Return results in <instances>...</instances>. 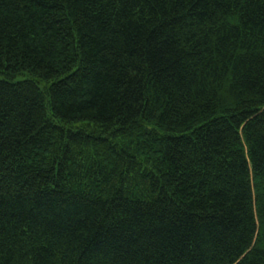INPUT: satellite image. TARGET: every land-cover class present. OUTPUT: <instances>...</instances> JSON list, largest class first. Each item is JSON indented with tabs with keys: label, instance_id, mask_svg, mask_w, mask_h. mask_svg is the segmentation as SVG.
<instances>
[{
	"label": "trees",
	"instance_id": "1",
	"mask_svg": "<svg viewBox=\"0 0 264 264\" xmlns=\"http://www.w3.org/2000/svg\"><path fill=\"white\" fill-rule=\"evenodd\" d=\"M0 264H264V0H0Z\"/></svg>",
	"mask_w": 264,
	"mask_h": 264
}]
</instances>
